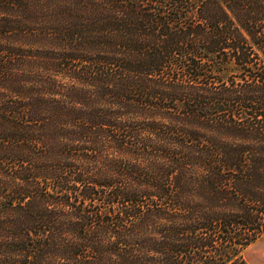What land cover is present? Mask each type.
Wrapping results in <instances>:
<instances>
[{
  "label": "trees",
  "instance_id": "obj_1",
  "mask_svg": "<svg viewBox=\"0 0 264 264\" xmlns=\"http://www.w3.org/2000/svg\"><path fill=\"white\" fill-rule=\"evenodd\" d=\"M264 234V0H0V264H249Z\"/></svg>",
  "mask_w": 264,
  "mask_h": 264
},
{
  "label": "rangeland",
  "instance_id": "obj_2",
  "mask_svg": "<svg viewBox=\"0 0 264 264\" xmlns=\"http://www.w3.org/2000/svg\"><path fill=\"white\" fill-rule=\"evenodd\" d=\"M244 256L249 264H264V234L245 249Z\"/></svg>",
  "mask_w": 264,
  "mask_h": 264
}]
</instances>
